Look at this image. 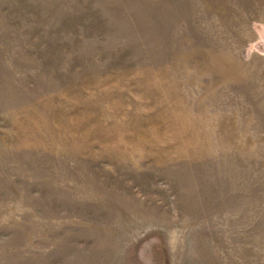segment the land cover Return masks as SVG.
Wrapping results in <instances>:
<instances>
[{
	"label": "rangeland",
	"instance_id": "obj_1",
	"mask_svg": "<svg viewBox=\"0 0 264 264\" xmlns=\"http://www.w3.org/2000/svg\"><path fill=\"white\" fill-rule=\"evenodd\" d=\"M0 264H264V0H0Z\"/></svg>",
	"mask_w": 264,
	"mask_h": 264
}]
</instances>
